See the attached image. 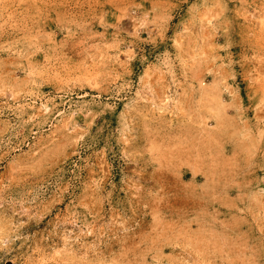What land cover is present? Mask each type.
I'll return each mask as SVG.
<instances>
[{"label":"rangeland","instance_id":"374dc122","mask_svg":"<svg viewBox=\"0 0 264 264\" xmlns=\"http://www.w3.org/2000/svg\"><path fill=\"white\" fill-rule=\"evenodd\" d=\"M0 264H264V0H0Z\"/></svg>","mask_w":264,"mask_h":264}]
</instances>
